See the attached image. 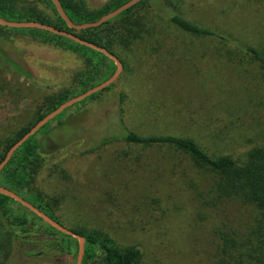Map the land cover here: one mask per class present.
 <instances>
[{"label": "rangeland", "instance_id": "obj_1", "mask_svg": "<svg viewBox=\"0 0 264 264\" xmlns=\"http://www.w3.org/2000/svg\"><path fill=\"white\" fill-rule=\"evenodd\" d=\"M86 1L100 5L108 0ZM151 2L163 17L175 10L163 1ZM178 2L186 18L227 40L192 36L163 21V34L139 45L108 89L67 106L47 127L46 142L63 146L51 155L56 165L44 167L40 176L41 186L62 200L57 223L70 230L101 228L121 245H136L143 253L140 264H216L212 231L218 217L237 223L244 207L232 201H224L222 210L206 206L202 193L210 192V176L169 146L123 140L100 145L101 139L127 127L190 136L211 153L235 156L257 143L255 137L248 140L250 127L264 118V69L238 51L232 55L229 41L251 45L262 39L264 4ZM150 45L158 50H144ZM0 51L29 74L0 68L2 133L26 125L43 94L66 84L79 62L70 51L16 32L0 38ZM37 245L14 242L8 264L64 262L39 254Z\"/></svg>", "mask_w": 264, "mask_h": 264}, {"label": "trees", "instance_id": "obj_2", "mask_svg": "<svg viewBox=\"0 0 264 264\" xmlns=\"http://www.w3.org/2000/svg\"><path fill=\"white\" fill-rule=\"evenodd\" d=\"M59 1L73 23L83 24L99 20L130 0H108L100 5H90L86 0ZM156 1H163L175 10L163 17L151 0H140L102 25L80 30L68 26L52 0H0V17L15 22L35 21L72 33L105 48L123 66L128 56L135 54L139 45L163 34V21L192 36H217L227 40L215 29L186 18L178 9V0ZM256 2L264 4V0ZM261 17L263 20L260 25L264 27V12ZM11 32L57 50L70 51L76 55L79 65L70 74L66 84L43 94L26 125L0 133V163L12 145L43 117L62 103L105 82L117 69L115 62L104 53L65 35L38 27H7L0 24V38L6 39ZM229 41L234 49L231 50L232 55L238 51L249 56L250 62H258L264 69V35L259 42L251 45L247 40ZM143 48L148 52L158 50V47L152 45ZM8 66L19 75L29 76L20 64L0 51V68L6 69ZM108 88L109 85L102 91ZM1 90L3 85H0ZM100 91L87 98H92ZM51 119L22 142L3 164L0 169V187L14 192L57 222L56 211L62 200L46 191L40 183L42 169L56 165L51 161V155L63 147H55L46 142ZM258 120L252 122L250 129L253 135L248 140L254 137L259 140L235 156L232 153H211L190 136L139 133L125 126L121 134L112 133L111 136L103 137L100 145L116 140L144 147L166 145L188 156L198 170L211 178L210 192L202 193V201L206 206L221 209L224 201H232L244 207L243 217L237 223L231 222L226 216L218 217L212 231L216 264H264V118ZM237 132L242 136L241 129ZM10 201L17 203L20 208L17 209ZM71 230L84 240L81 264H140L142 261L143 253L139 247L121 245L101 228L84 226ZM19 240L37 243L39 254L59 256L65 259L62 264L77 262V237L57 229L29 207L0 192V264H8L13 252L12 244Z\"/></svg>", "mask_w": 264, "mask_h": 264}, {"label": "water", "instance_id": "obj_3", "mask_svg": "<svg viewBox=\"0 0 264 264\" xmlns=\"http://www.w3.org/2000/svg\"><path fill=\"white\" fill-rule=\"evenodd\" d=\"M140 0H130L126 3H124L123 5H121L120 7H118L117 9L105 14L104 16H102L99 20L94 21V22H90V23H83V24H75L71 21V19L67 16V14L65 13L64 9L61 6V3L59 0H52V2L54 3L58 13L60 14V16L64 19V21L68 24L69 27L80 30V29H85V28H93V27H98L100 25H102L104 22H106L107 20L119 15L121 12H123L124 10L128 9L129 7H131L132 5H134L135 3H137ZM0 24L7 26V27H38L41 29H45V30H49V31H53L55 33H59L62 35H65L67 37H70L71 39H74L75 41L89 46L91 48H94L102 53H104L105 55H107L108 57H110L115 64L117 65V69L115 71V73L112 75L111 78H109L108 80H106L105 82L87 90L86 92L82 93L81 95H78L64 103H62L60 106H58L55 110H53L52 112H50L49 114H47L45 117H43L38 123H36L29 131H27L18 141H16L12 147L9 149V151L6 154L5 159L0 163V169L3 166V164L10 158V156L12 155L13 151L22 143L24 142L26 139H28L35 131H37L42 125H44L48 120H50L53 116H55L56 114H58L60 111H62L64 108H66L67 106H70L71 104L91 95L92 93H95L97 91L102 90L103 88H105L106 86L110 85L117 77L118 75L121 73L122 69H123V65L121 63V61L113 54H111L109 51H107L105 48L98 46L96 44H93L89 41L83 40L77 36H75L72 33H68L65 31H61L58 30L52 26L43 24V23H39V22H35V21H25V22H15V21H7L4 20L3 18L0 17ZM0 192L4 193L12 198H14L16 201L21 202L22 204H24L25 206L29 207L30 209H32L33 211H35L37 214H39L45 221H47L49 224H51L52 226L56 227L57 229L71 234L75 237H77L79 239V252H78V257H77V262L76 264H81V260H82V254H83V245H84V240L83 237L77 233H74L73 231H71L70 229H66L63 226H61L59 223H57L56 221L52 220L51 218H49L47 215L41 213L39 210H37L36 208H34L33 206H31L30 204H28L27 202H25L24 200H22L19 196H17L14 192L9 191L7 189H4L2 187H0Z\"/></svg>", "mask_w": 264, "mask_h": 264}]
</instances>
